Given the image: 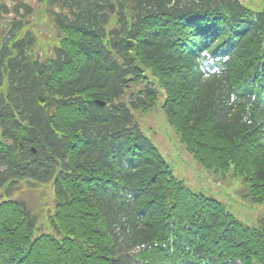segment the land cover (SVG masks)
<instances>
[{
    "label": "trees",
    "instance_id": "trees-1",
    "mask_svg": "<svg viewBox=\"0 0 264 264\" xmlns=\"http://www.w3.org/2000/svg\"><path fill=\"white\" fill-rule=\"evenodd\" d=\"M8 1L0 264H264V222L247 226L187 188L141 125L161 97L194 161L243 181L264 207V10L239 0ZM42 188L53 201L36 206Z\"/></svg>",
    "mask_w": 264,
    "mask_h": 264
},
{
    "label": "rangeland",
    "instance_id": "rangeland-1",
    "mask_svg": "<svg viewBox=\"0 0 264 264\" xmlns=\"http://www.w3.org/2000/svg\"><path fill=\"white\" fill-rule=\"evenodd\" d=\"M37 8L34 0H27ZM243 5L254 11L264 9V0H240ZM12 0L8 1L12 4ZM3 18V19H2ZM13 19V13L1 16L0 31L5 23ZM43 23V22H42ZM41 27L46 30V24ZM39 27V28H41ZM51 34L50 27L41 33L44 41H48ZM163 100L159 99V104L152 111L146 113V116L140 119L144 131L150 136L155 144L159 147L160 152L169 162L174 174L185 183V186L193 191L201 192L208 197L218 200L225 209L232 213L239 221L247 226H258L264 222V207H258L252 204L251 199L247 197V188L243 181L234 179L232 174L223 172L210 171L198 165L194 159L185 151L184 147L179 144L180 140L175 131L169 127V124L161 109ZM31 202L36 206L46 203H52V189L42 188L35 193V198L30 197Z\"/></svg>",
    "mask_w": 264,
    "mask_h": 264
},
{
    "label": "water",
    "instance_id": "water-1",
    "mask_svg": "<svg viewBox=\"0 0 264 264\" xmlns=\"http://www.w3.org/2000/svg\"><path fill=\"white\" fill-rule=\"evenodd\" d=\"M40 101H41V102H44L45 100H44V99L41 97V98H40ZM97 103H98L99 105H101V106H103V105H104V103H102V102H99V101H98Z\"/></svg>",
    "mask_w": 264,
    "mask_h": 264
}]
</instances>
